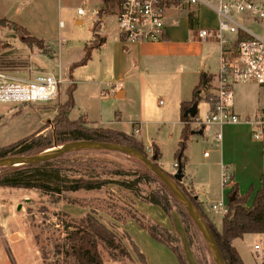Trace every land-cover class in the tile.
<instances>
[{
  "label": "rangeland",
  "instance_id": "rangeland-1",
  "mask_svg": "<svg viewBox=\"0 0 264 264\" xmlns=\"http://www.w3.org/2000/svg\"><path fill=\"white\" fill-rule=\"evenodd\" d=\"M7 2L10 5V10L19 11L15 21L20 22L19 19L27 21V25L20 23L26 26L32 35L45 38V41L54 49H51L50 53H45L47 55L35 56V68L41 72L58 75L60 61L61 75L66 82L62 84L58 97L46 103L17 105L2 100V96H0V147L26 138L55 118L60 106L65 104L68 99V87L72 85L67 82L70 75L79 81V88L76 92L78 106L70 112V118L76 119L82 112L87 111L85 109H89L90 115L94 116L96 120L104 121L105 125L112 124L111 121L116 120L119 103L113 97L106 96L105 91H102V87H109L106 81L112 79V73H109L107 63L97 51L99 47L94 48L91 59L86 64L73 68L71 66L84 57L86 45L96 42L95 38L101 39L108 35L107 37L110 39L113 36H119L116 14H103L99 19L98 13L96 14L95 11L103 6V0H7ZM80 7L87 10L86 15L80 16L77 13ZM178 10L181 12V16L186 15L184 9ZM178 10L172 8L167 14L171 17ZM78 17L84 19L83 24L81 21L76 22ZM96 22L97 26L94 31L93 27ZM11 34L14 36L10 39L15 43L14 50L6 51L5 56L9 57L10 60H2L0 73L24 74L15 67L19 65L17 63L20 57L18 49L24 50L26 46L16 35L17 33L11 31ZM37 50L40 54L43 53L42 50L38 48ZM13 68L15 70H12ZM234 90L233 104L237 103L240 109L246 111L248 115L245 116L252 117L256 112L264 110V86L236 84ZM197 93H199L200 98L198 114L205 116L209 111L211 99L209 88L199 86ZM153 101L156 109L159 108L160 101L164 102V107H166L169 103V95L158 92ZM129 126L128 124H120V127L123 128ZM151 127V134L144 137H161L167 141L169 138L167 134L155 130L158 126ZM191 128L193 129L192 124ZM47 130L42 133H46ZM222 134L224 135V157L227 166L225 170L229 174L235 170L236 166L238 167V175L243 174L244 176L247 175L248 169L253 166L263 167L264 140L253 138V126L251 124L246 122L224 124ZM193 136L194 142L197 143L193 145L194 153L202 155L204 138L198 132L194 133ZM178 148L179 143L176 145L170 142L168 145L162 146V162L166 163L167 167L173 168L174 163H177L176 152ZM209 151L210 159L218 154L212 146ZM148 155L152 156L149 152ZM69 158L74 162L55 165L61 168L62 173L71 176L109 178L112 182L100 190L64 192L62 202L64 212L58 209L55 204L50 203L48 201L49 193L41 189L0 188V216L3 217L4 215L5 218L2 219L5 223H18L21 236L18 241L23 238V241L16 245L11 243L6 245L3 240H0V264H78L70 254L69 234L76 230V222L86 212L90 211L96 213L105 222L112 221L125 228L138 248L144 253L149 264V258L151 264H180V262L167 245L155 239L148 231L142 229L136 221L132 220L131 213L144 214L153 222L176 232L183 248L185 247L184 252L188 264H200L197 255L206 264H213V256L208 250L207 242L199 232H192L197 251L195 252L190 245L188 233L183 223L184 217L176 203H172V213L167 215L161 207L142 201L135 195L138 188L144 194H148L156 189L159 183L136 185L132 175L103 173L104 170L109 169H137L139 166L137 159L118 151L105 152L90 149L73 151ZM214 179L211 187L212 199L218 201L221 199L222 180L221 177L218 180ZM250 183L247 184L243 194L247 193L253 185V191L247 198L249 206H252L259 188L255 190L256 183ZM127 184H131L132 188H127L125 186ZM184 184L188 187L189 183L184 180ZM229 185L231 182L225 186V197L223 198L226 205L229 204V193L226 190ZM211 189L201 181L198 183V190L201 193L211 191ZM69 199L73 200L74 203L68 201ZM7 210L14 214L11 219L6 215ZM58 211L61 215H57L56 212ZM68 224H72V226L67 227ZM124 244L130 249L133 258L124 257L118 261H111L110 255L104 251L106 264H140L129 242L124 240Z\"/></svg>",
  "mask_w": 264,
  "mask_h": 264
},
{
  "label": "crops",
  "instance_id": "crops-1",
  "mask_svg": "<svg viewBox=\"0 0 264 264\" xmlns=\"http://www.w3.org/2000/svg\"><path fill=\"white\" fill-rule=\"evenodd\" d=\"M9 8L10 5L7 0H0V19L17 20L18 17L16 16L19 11H12ZM98 11L96 10L95 13L97 14ZM18 21L27 25V21L23 19H19ZM80 21L82 24L84 23L82 17L76 19L77 23ZM20 22L17 23L21 24ZM217 22L218 18L214 12L207 8H202L200 9V18L196 19V26L192 27L189 15L181 16V12L178 10L171 17L167 16L166 37L161 41L125 43L121 41L119 36H113L110 39H108V35L103 37L105 42L97 51L100 52L101 57L107 63L106 66L110 69H108L109 73H112V79L108 82L106 81L110 88L102 87V91H105L106 96L113 97L119 103V111L118 114L116 113V120H112V124L108 125H105L104 121H98L94 116L90 115L89 109H85L87 111L82 112L79 117L84 116L92 126L111 128L133 134L137 140L144 144L145 148L147 147L146 150L150 154H153L155 148H158L161 153L159 163L163 170L168 173H175L177 171L176 163L171 168L162 162L163 153L161 148L170 142L178 145L181 137H179V134L181 135L184 127V122L181 119L182 104L192 99L195 88L200 84L201 75L204 73L210 78L209 87L212 83L216 82V74L220 66L221 46L215 41L200 40L197 37L196 29L201 24L206 27H213L217 25ZM11 31L16 34L14 30L2 25L0 21V63L3 59L10 60L9 57L5 56L6 51L14 50L15 43L10 40L14 38ZM16 35L19 36L18 34ZM41 39L45 41V38ZM21 42L26 48L24 50L18 49L19 51L16 49L20 52V57L17 61L19 65L15 68H18L24 74H27L29 69L36 73L41 72L35 68L34 57L47 54H40L36 47H29L22 40ZM45 43L50 49H53L46 41ZM58 66L61 67L60 61ZM15 68L12 70H15ZM70 78L76 85L74 91V108H76L78 106L76 92L79 88V81L75 80L73 75H70ZM158 92L169 95V103L164 107V102L160 101V106L156 109L153 105V99ZM233 109L241 116L248 115L246 111L239 108L237 103L233 104ZM120 124H128L130 126L123 128L120 127ZM136 125L140 128L138 134L134 132ZM155 125L158 126L155 130L163 131L164 134H167L169 137L167 141H164L161 137H144L151 134V126ZM219 133L222 135V139L216 142L214 139ZM200 134L204 138V142H202L204 144V146L202 145V155L194 153L193 145L197 143L194 142L193 134H191L187 143L185 152L187 165L184 180L188 181V187L193 188L194 195L206 215L218 229H221L224 216L212 211L211 205L223 200L225 197V186L227 184L225 186L221 185V199L218 201L212 199L213 191L211 187L214 177L217 180L221 177L222 180V173L227 168L224 157L222 126L212 124ZM216 143L219 145H216ZM211 146L218 154L210 159L209 149ZM247 167L249 168V165ZM234 169L232 171L230 170L231 185L226 187L229 197L234 186L238 187L240 195L244 193L249 182L252 184L256 183L255 190L260 188L262 178L264 177V164L261 168L258 166L251 167L248 169L246 176L243 174L238 175L237 166ZM198 181H201L204 185L207 184L211 191L199 192ZM247 205H250L248 201ZM6 215L11 219L14 214H11L10 210H7ZM2 218H5L4 215L3 217L0 216V240H3L6 245L8 243L13 245L20 244L23 241V238L18 241L21 237L18 229L20 225L14 222L10 224L5 223ZM258 244L260 245L259 249L256 248ZM232 245L237 249L245 264H264V232L247 233L243 237L235 238L232 241ZM149 261L151 264L150 258Z\"/></svg>",
  "mask_w": 264,
  "mask_h": 264
},
{
  "label": "trees",
  "instance_id": "trees-1",
  "mask_svg": "<svg viewBox=\"0 0 264 264\" xmlns=\"http://www.w3.org/2000/svg\"><path fill=\"white\" fill-rule=\"evenodd\" d=\"M121 0H103V6L98 11L99 19L103 14L115 13L118 9ZM191 26H196V17L193 13L189 14ZM1 24L14 30L21 40L29 47H36L43 51L42 54L50 53L51 49L45 41L31 34L29 29L15 21L8 19H0ZM98 22V21H97ZM94 24V31L97 26ZM97 35V34H95ZM96 42L87 44L85 47L84 57L74 63L71 68L86 64L92 56L94 48L100 47L105 39H97ZM210 78L204 73L201 75L200 84L210 88ZM197 87L193 92L192 99L189 102H183L181 119L184 122V127L179 141V148L176 152L177 169L182 168L185 177V168L187 165L186 148L187 143L194 132H199L191 128V123L194 118L185 116V112L194 102H199V93ZM76 85L72 84L68 87V99L65 104L61 105L58 114L53 120L45 124L40 130L30 134L24 139L15 143L0 147V158L9 155H35L48 149L61 146L78 140H92L98 142H110L120 145H125L134 149L140 150L143 154L148 155L144 144L137 140L133 134L119 131L111 128L91 126L84 116L78 119H71L70 112L75 107L74 91ZM209 101V97L207 98ZM211 100V99H210ZM199 112V111H198ZM48 128L46 133H42ZM92 151H112L108 149H90ZM71 152L59 156L53 160L42 163L23 164L18 166H9L0 168V187L5 188H24V189H41L49 193L48 201L55 204L62 212V202L64 192H77L80 190L92 191L100 190L106 184L112 182L111 179H102L101 177L92 176H71L64 174L61 168L55 166L58 163L74 162L70 160ZM133 157V156H132ZM137 159L139 164L137 169L131 170H104L103 173L116 175H132L136 185L142 183H159V186L148 194H144L140 188L136 190L135 195L142 201L157 205L167 214L171 215L172 203L178 205L180 213L183 215V223L185 224L188 233L189 243L195 247L193 231L202 232L197 227L195 221L190 216L185 205L180 201L177 195L159 178L151 168L141 159ZM161 153L158 148H155L152 154L153 162L163 169L159 163ZM166 172V171H165ZM171 178L172 173L166 172ZM183 189L188 197L193 201L196 207L202 213L209 228L211 229L218 247L221 251L225 264H245L239 255L237 249L232 245L235 238L243 237L247 233H263L264 232V177L262 178L260 188L255 194V199L252 206L247 205V198L252 193L253 187L243 195L239 194L238 187L234 186L229 197V212L223 217L222 228L218 229L216 225L203 211L197 198L194 195L192 187H186L184 178L182 181H176ZM127 188H132L131 184L125 185ZM233 197V198H232ZM74 203L73 200H68ZM57 215L59 211L56 212ZM130 217L136 221L140 227L150 233L158 241L167 245L177 256L180 264H188L181 244L179 235L170 229L153 222L144 214L131 213ZM76 230L69 234L70 239V254L75 258L78 264H106L104 251L110 255L111 261H118L121 258H133L130 249L124 244L127 240L132 247V250L137 255L140 264H149L144 253L138 248L130 234L125 228L119 224L108 221H103L93 211L86 212L77 222ZM72 226V224H68ZM204 238V236H203ZM205 240V239H204ZM206 241V240H205ZM208 250L213 256L209 245ZM200 264H206L199 255L196 256ZM213 264H217L213 256Z\"/></svg>",
  "mask_w": 264,
  "mask_h": 264
},
{
  "label": "built area",
  "instance_id": "built-area-1",
  "mask_svg": "<svg viewBox=\"0 0 264 264\" xmlns=\"http://www.w3.org/2000/svg\"><path fill=\"white\" fill-rule=\"evenodd\" d=\"M172 8L184 9L187 15L193 13L198 19L200 9L207 8L218 18L216 26L196 29L200 40L219 43L221 56L216 82L209 88L210 109L205 116L197 114L194 117L193 129L199 131L212 124L223 126L246 122L253 126V138L264 140V110L252 117H242L233 109L236 84L264 86V0H121L115 12L121 41L163 40L166 37L167 13ZM77 13L84 16L87 10L80 7ZM60 70L58 75L36 73L31 69L27 74L0 73L2 99L14 104L52 101L66 82ZM67 82L74 84L71 78ZM134 132H140L138 125ZM221 139L219 133L214 140L219 142ZM229 182L230 174L225 170L222 185ZM211 210L225 216L229 212V204L221 200L212 204ZM256 248L259 249L260 245Z\"/></svg>",
  "mask_w": 264,
  "mask_h": 264
},
{
  "label": "water",
  "instance_id": "water-1",
  "mask_svg": "<svg viewBox=\"0 0 264 264\" xmlns=\"http://www.w3.org/2000/svg\"><path fill=\"white\" fill-rule=\"evenodd\" d=\"M197 114H198V103L194 102L193 105L186 110L185 116L194 118ZM198 133H203V130H199ZM192 134H194V132ZM57 147L58 148L60 147L59 150H56L54 152H46L47 151L46 150L35 155H9L6 157H2L0 158V168L9 167V166H18L23 164H31V163H42L49 160H53L59 156H63L66 153L80 149H108L139 158L145 164H147L159 178H161V180L177 195L180 201L185 205L190 216L193 218L197 227L202 232L204 239L208 243L209 248L217 264H225L221 251L216 242V239L211 229L209 228L206 220L204 219L202 213L176 182V181H182L184 178V174L181 167L177 169V171L173 174V178H171L163 169L158 167L153 162L152 156H147L138 149H134L125 145H120L110 142L78 140Z\"/></svg>",
  "mask_w": 264,
  "mask_h": 264
},
{
  "label": "bare ground",
  "instance_id": "bare-ground-1",
  "mask_svg": "<svg viewBox=\"0 0 264 264\" xmlns=\"http://www.w3.org/2000/svg\"><path fill=\"white\" fill-rule=\"evenodd\" d=\"M59 148H60V147H59ZM59 148L56 147V148H53V149H51V150H47L46 152H54V151H56V150H59Z\"/></svg>",
  "mask_w": 264,
  "mask_h": 264
}]
</instances>
